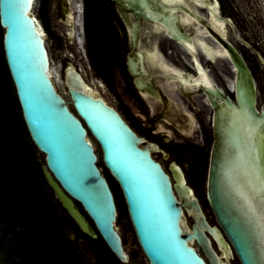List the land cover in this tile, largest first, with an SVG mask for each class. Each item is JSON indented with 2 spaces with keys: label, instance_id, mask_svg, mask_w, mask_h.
I'll return each instance as SVG.
<instances>
[{
  "label": "water",
  "instance_id": "water-1",
  "mask_svg": "<svg viewBox=\"0 0 264 264\" xmlns=\"http://www.w3.org/2000/svg\"><path fill=\"white\" fill-rule=\"evenodd\" d=\"M39 1L0 0L4 51L29 135L45 156L42 173L80 230L93 240L101 237L120 262H130L117 224L116 197L99 164L93 138L105 168L121 188L130 222L149 264H231L235 255L240 264H264V236L259 219L245 203L250 189L245 161L238 158L244 137L242 109L247 107L249 115L259 122L264 121V107L259 109L258 86L251 69L222 24L232 26L231 20L218 16L213 7L216 0H110L129 29L128 69L139 91L150 93L155 88L152 80L157 78L155 83L163 87L164 94L183 109L186 101L171 81H179L184 89L190 86L188 83L196 84L208 96L214 110V144L206 200L215 225L208 221L181 168L170 165L172 180L161 164L169 163L158 152L154 157L161 163L153 157L158 146L140 137L101 97L85 46L80 0H58L62 11L59 21L96 89L86 84L81 70L70 65L64 78L70 102L63 97L52 74L47 33L32 13ZM242 41L256 52L264 67L263 56ZM192 61L200 74H191ZM223 67L227 73L221 70ZM210 73L227 94H234L235 101L217 85L213 87ZM144 95L154 112L163 110L162 102ZM152 95L162 99L157 91ZM199 109L204 117L209 114ZM175 113H167L166 118L181 129L184 118ZM188 119L190 126L185 132L200 137L190 113ZM253 203L260 213L259 199ZM6 228L10 232L0 249L13 231L12 226L5 225L0 234ZM73 236L71 240H75ZM211 237L223 251L214 249ZM77 245L84 256L94 257L88 241L79 239Z\"/></svg>",
  "mask_w": 264,
  "mask_h": 264
},
{
  "label": "rangeland",
  "instance_id": "rangeland-1",
  "mask_svg": "<svg viewBox=\"0 0 264 264\" xmlns=\"http://www.w3.org/2000/svg\"><path fill=\"white\" fill-rule=\"evenodd\" d=\"M80 1L84 18L89 19V22H91L90 43H87V53L100 94L118 109L147 141L160 143L162 133L171 138L172 141L169 146H162L164 153L167 156L169 155L165 160L168 163L177 161L185 167L189 183L195 189V195L202 200L205 207H208L206 178L209 153L213 144L212 115L208 114L204 117L200 112L189 106L188 110H191L195 117L199 119L197 125L200 129V137L192 135H187V137L180 136L176 130L180 129L168 118L159 120L157 129L151 128V117L156 112L151 109L144 98L136 93L133 87V78L127 72L126 58L129 52V39L121 19L115 12L113 3L110 0ZM217 1L220 3V8H217V11L232 22V26L227 24L225 29L230 40L242 53L255 76L258 86V105L262 108L264 106V70L258 61L256 52L246 47L242 40L248 41L255 50L264 55V0ZM35 13L45 27L49 39L46 44L52 66L60 73V83L64 86L61 87L59 84L58 88L60 92H63L64 95L66 94L67 101L70 102V97L63 81L66 66L73 65L81 70L88 83L96 89L79 57L69 46L68 37L60 25L59 12L55 0H40ZM2 78L3 73L0 66V174L5 173L4 183L6 186L12 183L20 186L24 182L30 187H26L25 191L28 190L29 193L21 198V201H18L20 199L18 196L20 195L16 185L9 189L0 188V220L14 209H21L25 213L26 209L30 210V205L33 203H37L40 212H44L46 216L51 217L52 206L53 217L58 219L60 224L63 225L66 237L75 235V237L93 243L91 250L94 253V257L91 259L83 254V257L80 256L82 252L76 250L79 248L73 240L71 241L74 243L69 244L68 248H64V252L62 251L64 257L70 253L75 260L79 259L82 264H99L100 261L101 264H110L111 262L124 264L116 261L117 258L112 254L106 253L107 250L101 242H97L98 239L93 240L80 230L45 182L42 184V194L40 190L42 185L40 186V183L38 184L37 180L33 178L34 187L39 188L37 196L33 195L32 189L34 187L28 177L29 171L25 173L23 171L32 167V162H34L35 168L38 167V164L39 166L42 163L44 164L45 156L39 152L36 146H33L34 143L30 135L27 134L28 131H25L23 125L21 126V120L18 121L15 117L16 113L12 105L14 103L13 98L16 95L15 88L13 84L5 88ZM2 100L6 109L2 107ZM188 105L189 103L186 102V109ZM139 116L144 117L146 123H139L137 121ZM17 123L21 127L20 133L18 132ZM91 139L96 145L99 164L108 175L109 172L104 166L101 150L95 140ZM8 147L11 151L7 150ZM159 154L163 157L162 153L159 152ZM110 184L115 192L114 182L111 179ZM25 191L23 192L25 193ZM117 205V224L125 249L131 257L130 262L127 264H149L136 238L122 194L121 205L119 200H117ZM208 214L211 221L214 222L210 209ZM4 223L6 222H0V229ZM12 233L5 239L4 245L0 249V264H10V256H7L6 252L12 253V251L5 248V243ZM234 264H239V262L236 261Z\"/></svg>",
  "mask_w": 264,
  "mask_h": 264
},
{
  "label": "trees",
  "instance_id": "trees-1",
  "mask_svg": "<svg viewBox=\"0 0 264 264\" xmlns=\"http://www.w3.org/2000/svg\"><path fill=\"white\" fill-rule=\"evenodd\" d=\"M4 35H5V31L0 24V38H1L0 66L2 68V73H3V78H2V81L4 80L3 86L7 88L13 84L15 88L6 61V56L4 51ZM15 92H16V88H15ZM13 101L14 103L12 105L14 112L16 113L15 117L17 118L18 121L21 120V126L23 125V128L27 132L28 129L23 119L22 110L19 104L17 93L15 95V98H13ZM2 104H3L2 107L6 109L3 100H2ZM17 127L19 129L18 132L20 133L21 127L19 123H17ZM27 134H29V132H27ZM33 146L35 147L34 144ZM7 150L11 151L9 147ZM32 164H33L32 167L23 171L24 173L29 171L28 177L32 183V186L34 187L35 184V182H33V178L37 180L38 184L40 183L39 184L40 186L43 184V182L47 184L46 179L40 168V166L42 167V165H45V163L44 164L42 163L40 166L38 164L37 168L34 167L35 165L34 162H32ZM33 174L35 175V177H33L34 176ZM108 176L111 179V181L114 182L115 192L114 191L113 192L115 194L116 201L119 200L121 205V194H122L121 188L119 187L118 183L109 174ZM4 177H5V173H3L2 175L0 174V188L9 189L10 187L16 185L12 183L6 186V184L4 183L5 182ZM16 187L20 195L18 196L20 198L18 201H21V198H23L25 195H28L29 191L28 190L25 191V189L26 187H30V186L22 182L20 186L16 185ZM48 188L51 190L49 185ZM38 189L39 188L36 187L32 189L34 196H37ZM40 190L42 191L43 194V185L41 186ZM23 191H25V193ZM30 206H31L30 210L26 209L25 213L22 212L21 209L11 210L6 214L5 218L0 220V222H6L1 225L2 227L5 225L13 226V233L5 243V248L6 249L8 248L9 250L12 251V253L6 252L7 256H10L9 258L10 264H82L81 262H79V259L75 260L72 254L70 253L66 255L64 254L66 257L63 256L64 248H68V245L73 244L74 242L71 241L70 236L66 237V235L64 234L63 225L60 224L58 219H55L53 217L52 206H51V212H52L51 217L46 216L44 212H40V210H38L37 203H33ZM82 212L84 213L83 210ZM84 214L86 215V213ZM23 216L25 217L23 218ZM89 221L91 222V220ZM97 242H101L103 244L104 248L107 250L106 253H110V255L112 254L115 257V255L110 251V249L107 247V245L105 244V242L101 237L98 238ZM92 245L93 243H91V247ZM76 250L78 251L79 249ZM80 256L83 257L82 253L80 254ZM116 261L120 262L117 259ZM99 264H101V261L99 262ZM110 264H116V263L111 262Z\"/></svg>",
  "mask_w": 264,
  "mask_h": 264
},
{
  "label": "flooded vegetation",
  "instance_id": "flooded-vegetation-1",
  "mask_svg": "<svg viewBox=\"0 0 264 264\" xmlns=\"http://www.w3.org/2000/svg\"><path fill=\"white\" fill-rule=\"evenodd\" d=\"M59 3H61V1H58V0H55V4H56V6H57V9H58V12H59V17H60V21H62V11L60 10L61 8V5H59ZM220 4V3H219ZM114 5V4H113ZM114 9H115V12L117 13V15L119 16V18L121 19V21H122V23H123V25H124V28H125V30H126V33H127V37H128V39H129V52H128V55H127V58H126V69H127V72H128V74H129V76H131L132 78H133V87H134V89H135V91H136V93L140 96V97H142V98H147L145 95H144V93L145 94H148L149 96H148V99H153V100H156V101H160V102H162L163 103V110H161L160 112H156V113H154L153 114V116L151 117V128H154V129H157V127H158V121L159 120H161V119H163V118H166L167 117V113H169V114H172V113H180V116H183V118H184V121H183V123H185L184 124V126H182L181 127V129L180 130H178V129H176L177 130V132L179 133V135L180 136H183V137H187V135L189 136V134L190 133H188V132H185L186 130H188V128H189V126H190V124H189V119H188V113H190L191 114V116L193 117V119L195 120V123H196V125L199 123V119H197L196 117H195V115H194V113L191 111V110H188L189 109V106H191L192 108H194L195 110H197L198 112H200V109H199V106L200 107H202L203 109H204V111L205 112H208L209 114H210V116H211V125H212V139H213V144H214V128H213V116H214V110H213V108H212V106H211V104H210V102H209V100H208V96H207V94L205 93V91L203 90V87H200V86H198V85H196V84H191V83H188L187 85H190L189 87H187L186 89H184V88H182L181 87V84H180V82L179 81H171V83L173 82V86L175 87L176 86V92H179V94H180V96L183 98V99H185V101L186 102H188L189 103V105H188V107H187V110H186V108L184 107V109L183 108H181V106L179 105V103H177L176 101H174V99L173 98H171V97H168L167 95H165L164 94V89H163V87L161 86V85H159V84H156L155 83V79H157V78H155V79H153L152 80V83H153V86L155 87V88H151L150 89V93H148V92H146V91H139L137 88H136V86H135V83H134V80H135V78H134V76H132L130 73H129V69H128V57H129V53H130V33H129V29H128V27H127V25L125 24V22L123 21V19H122V17H121V15L119 14V12H118V10L116 9V7H115V5H114ZM222 16V15H221ZM223 17V16H222ZM224 18H227V17H224ZM228 19V18H227ZM64 22V21H63ZM43 24V23H42ZM64 24L66 25V23L64 22ZM44 26V25H43ZM67 26V25H66ZM226 26H227V24H226ZM67 27H69V26H67ZM90 27H91V22H89V19H85V20H83V35H84V39H85V46H87V43L89 42L90 43V34H91V30H90ZM45 28V27H44ZM86 29H87V31H86ZM66 35H67V37H68V32L66 33ZM140 38L142 39V32H141V36H140ZM70 39V38H69ZM143 40V39H142ZM248 42V41H247ZM249 43V42H248ZM250 44V43H249ZM251 45V44H250ZM239 50V49H238ZM257 51V50H256ZM258 52V51H257ZM241 53V52H240ZM262 56H263V58H264V55L261 53V52H259ZM242 54V53H241ZM244 57V56H243ZM200 59H203V56L202 57H200ZM202 61V60H201ZM210 61V60H209ZM258 61H259V59H258ZM193 62V61H192ZM211 62V61H210ZM202 63H203V61H202ZM260 63V62H259ZM193 65H194V62H193ZM260 65H261V63H260ZM191 66V69L193 70V72L194 73H191V74H193V75H197V74H200L198 71H197V69H196V67H195V65H194V67L192 66V65H190ZM249 66V65H248ZM68 67L69 66H66V68H65V73H64V77H65V74H66V71H67V69H68ZM75 67V66H74ZM207 67V66H206ZM261 67L263 68V70H264V67L261 65ZM179 68V67H178ZM208 68V67H207ZM250 68V67H249ZM209 69V68H208ZM210 70V69H209ZM224 73H227L226 71H225V68L223 67L222 69H221ZM252 71V70H251ZM187 72V71H186ZM210 72H211V70H210ZM188 73H190V72H188ZM253 73V72H252ZM81 74H82V72H81ZM210 75H211V73H210ZM254 75V74H253ZM82 76H83V74H82ZM152 77V76H151ZM211 77H212V79L214 80V82H215V84L213 85V87L214 86H218V87H220L221 89H223L224 90V92L226 93V91H225V89L214 79V77L211 75ZM255 77V76H254ZM83 78H84V80H85V82L87 81L86 79H85V77L83 76ZM144 78V77H143ZM145 79V78H144ZM190 79H192L193 80V78H190ZM184 80V79H183ZM225 80V79H224ZM185 81V80H184ZM226 81V80H225ZM186 82V81H185ZM187 83V82H186ZM226 83H227V81H226ZM191 85H192V87H191ZM203 85V84H202ZM203 86H205V85H203ZM160 90V91H159ZM159 92L160 94H162L161 96H162V99L161 100H159V99H157V98H155L153 95H152V93L153 92ZM184 93H186L187 95H185ZM227 94V93H226ZM227 95H229V94H227ZM230 97H231V99L233 100V101H235V96H234V94H232V95H229ZM171 100H170V99ZM196 100H198L199 102H197ZM108 102V101H107ZM264 107V106H263ZM262 107V108H263ZM70 108L71 109H73L71 106H70ZM262 108H260L259 107V109H262ZM118 110V109H117ZM73 111V110H72ZM119 111V110H118ZM120 112V111H119ZM183 112V113H182ZM121 113V112H120ZM175 113V114H176ZM122 114V113H121ZM122 116H123V114H122ZM144 116V115H143ZM124 117V116H123ZM125 118V117H124ZM125 120L127 121V123L131 126V128L140 136V137H142L147 143H153V144H155V145H157L158 146V148H159V151H153V157H154V155H155V153H162V155H163V157H164V159H167V157H169V155L167 156V154L166 153H164V151H163V148H162V146H164V145H167V146H169L170 144H171V138L168 136V135H165L164 133H162V137H161V141H160V143L159 142H151V141H147L146 140V138L145 137H143V136H141L138 132H137V130H136V128H135V126L133 125V124H131L126 118H125ZM137 121L139 122V123H146V120L144 119V117H142V116H139V117H137ZM197 126H195V128H196ZM196 130V129H195ZM186 135V136H185ZM166 139H168V141L166 142L165 140ZM213 144H212V147H213ZM212 147H211V150H210V153H209V162H208V166H207V178H206V189H207V181H208V174H209V165H210V159H211V151H212ZM155 158V157H154ZM155 160H157L156 158H155ZM157 161H159V160H157ZM160 162V161H159ZM161 163V162H160ZM172 163H175L178 167H180L181 168V170L184 172V174H185V177H186V180H187V183L189 184V186L194 190V192H195V189L191 186V184L189 183V180H188V177H187V174H186V172H185V167L182 165V164H180L179 162H177V161H171L169 164H168V166H165L163 163H161L162 164V166H163V168L166 170V172L171 176V178H172V173H171V171H170V165L172 164ZM104 172V171H103ZM104 174H105V176H106V178L108 179V181H109V183H110V178H109V176L104 172ZM172 180H173V178H172ZM111 185V184H110ZM199 198V197H198ZM199 200H200V203H201V205H202V207H203V210H204V212H205V214H206V216H207V219H208V221L210 222V224H212V225H215V224H217V222H216V219H215V216H214V214H213V212L211 211V209H210V206H209V203H208V207H205L204 206V204H203V202H202V200L199 198ZM209 209H210V211L212 212V216H213V218H214V222H212L211 221V219H210V216H209V214H208V211H209ZM189 217H191V216H189ZM192 218V217H191ZM192 220H193V218H192ZM79 239H81V238H78V237H75V240H73V241H75V243L77 244V241L79 240ZM211 240H212V245H213V247H214V249L218 252V253H220L221 251H223V249L222 248H220L219 246H218V244L216 243V241L211 237ZM90 243V242H89ZM195 247L198 249V251H199V253L204 257V254H203V251L199 248V246L197 245V244H195ZM90 251L92 252V250H91V243H90ZM225 259V258H224ZM236 261H238L239 262V260H238V258H237V256L235 255V258L233 259V260H231V264H234ZM239 264H240V262H239Z\"/></svg>",
  "mask_w": 264,
  "mask_h": 264
},
{
  "label": "snow or ice",
  "instance_id": "snow-or-ice-1",
  "mask_svg": "<svg viewBox=\"0 0 264 264\" xmlns=\"http://www.w3.org/2000/svg\"><path fill=\"white\" fill-rule=\"evenodd\" d=\"M31 3V0H28ZM208 87H211L209 84ZM244 137L241 141V151L238 158L245 161V173L250 194L245 203L248 210L259 219L261 236H264V121H256L247 107L242 109ZM259 199L261 211L256 212L254 200Z\"/></svg>",
  "mask_w": 264,
  "mask_h": 264
},
{
  "label": "bare ground",
  "instance_id": "bare-ground-1",
  "mask_svg": "<svg viewBox=\"0 0 264 264\" xmlns=\"http://www.w3.org/2000/svg\"><path fill=\"white\" fill-rule=\"evenodd\" d=\"M214 7V9H215V11H216V13H217V15L218 16H221V14L217 11V8L219 9L220 8V4H219V2L218 1H216V3H215V5L213 6ZM36 8H37V5L36 4H34V6H33V10H32V13H33V15L35 16V17H37L36 16ZM222 17V16H221ZM38 18V17H37ZM223 24V26H224V28L226 29V24L227 23H222ZM46 31V30H45ZM46 46H47V44H46ZM47 49H48V46H47ZM49 51V50H48ZM49 58H50V62H51V57H50V53H49ZM51 68H52V74H53V77H54V80H55V83H56V86H57V88L59 87V84L61 85V81H60V73L57 71V69L54 67V66H52V62H51ZM64 78L65 77H63V81H64ZM86 84L92 89V90H95L93 87H92V85L90 84V83H88V81H86ZM63 85H61V87H62ZM64 87V86H63ZM103 87H104V85H103ZM59 89V88H58ZM62 89V88H61ZM66 89V91H67V87L65 88ZM60 90V89H59ZM61 94L63 95V97L66 99V97H65V95H64V93L63 92H61ZM101 97L105 100V101H107L102 95H101ZM67 100V99H66ZM69 102V101H68ZM109 103V102H108ZM110 104V103H109ZM111 105V104H110ZM81 223V225L83 226V228L85 229V230H87V231H89L92 235H94V236H96L95 235V233H93L91 230H89L88 228H86V226L82 223V222H80ZM9 232H10V228H6L1 234H0V247H1V245H2V243H3V240H4V236H6L7 234H9ZM125 251H126V249H125ZM127 252V251H126Z\"/></svg>",
  "mask_w": 264,
  "mask_h": 264
},
{
  "label": "clouds",
  "instance_id": "clouds-1",
  "mask_svg": "<svg viewBox=\"0 0 264 264\" xmlns=\"http://www.w3.org/2000/svg\"><path fill=\"white\" fill-rule=\"evenodd\" d=\"M72 238L74 239L75 237L73 236Z\"/></svg>",
  "mask_w": 264,
  "mask_h": 264
}]
</instances>
